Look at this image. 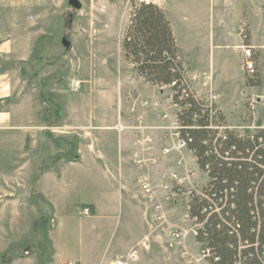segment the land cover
<instances>
[{"label":"rangeland","instance_id":"obj_1","mask_svg":"<svg viewBox=\"0 0 264 264\" xmlns=\"http://www.w3.org/2000/svg\"><path fill=\"white\" fill-rule=\"evenodd\" d=\"M79 1L80 9L69 0H0V86L6 83L0 91L6 94L0 97V264H112L117 252L135 249H140L139 264H191L189 258L210 264L195 243L184 206L187 195L161 189L172 170L158 173L159 206L169 207L167 219L154 220L152 214L144 219L136 210L143 204L137 199L130 204L122 190L126 129L136 124L127 118L129 108L142 105L146 94L161 97L166 91L137 77L123 57L133 0ZM262 9L256 12L260 25ZM232 12L226 8V22ZM255 43L264 45V38ZM254 51L262 73L257 91L245 94L242 79L230 76L239 65L236 55L224 71L220 67V80L231 82L235 91L228 99L233 122H242L246 130L264 123V49L257 45ZM73 78L82 83L79 91L72 90ZM113 118L116 130L107 127ZM8 126L18 128L9 131ZM47 134L60 145L44 143ZM54 152L62 159L61 177L42 184L40 174L52 162L42 160ZM182 155L186 166L175 170L185 174L193 160L187 150ZM67 161L76 163L61 170ZM89 203L98 204L96 215Z\"/></svg>","mask_w":264,"mask_h":264},{"label":"trees","instance_id":"obj_2","mask_svg":"<svg viewBox=\"0 0 264 264\" xmlns=\"http://www.w3.org/2000/svg\"><path fill=\"white\" fill-rule=\"evenodd\" d=\"M251 38L246 28L243 42L251 44ZM122 50L137 77L174 91V101L180 107V133L200 168L208 173L204 188L208 198L193 196L189 212L202 223L197 241L211 251L209 261L264 264V126L243 135L237 129H227L225 136L212 127L204 101L187 88L183 54L168 14L158 3L132 1ZM245 83L260 85V69L246 75Z\"/></svg>","mask_w":264,"mask_h":264},{"label":"crops","instance_id":"obj_3","mask_svg":"<svg viewBox=\"0 0 264 264\" xmlns=\"http://www.w3.org/2000/svg\"><path fill=\"white\" fill-rule=\"evenodd\" d=\"M152 1L161 5L168 14L177 45L180 47V50L183 54L184 65L188 71V76L192 79L194 88L198 92L203 94V76L204 74H211L212 85L216 94L218 106L220 107L228 122L240 126L242 122H233L228 103L231 92H235L233 85H231V82L225 83L220 80V76L222 74L220 67L224 71L227 66H230L231 57L236 55L237 58H239V65L231 69L232 74L230 76L238 82H240V79H242L244 83L243 85H245L247 90L245 94L251 93L252 91H257V89L259 88L260 85L247 86L245 83L246 75L244 72L245 67L243 49L241 47L244 42L239 30L241 25H247L246 17L244 16V12H246L248 14V29L254 43V45H252L254 46V48L258 45L260 49H264L263 43H255L256 38H264V23L260 25L257 21L256 16L257 7L263 8L262 10L264 11V0ZM226 8H231V11H233V18L231 22H226ZM16 43H18L17 45H19V42H15V44L12 43L11 45L14 46V48H16L15 50L17 51ZM30 48L29 54L31 53ZM229 70L227 72H229ZM5 85L6 83L0 86V91L4 88L3 86ZM18 87L19 84L16 86H11L10 90L16 91ZM248 90L250 92H248ZM5 95L6 94H1L0 97H4ZM145 96L147 98H150L151 96H153V94H146ZM129 113L130 116L127 115V118L134 120L133 122H136L135 120L138 116H142L144 118L145 123L150 126L149 132L153 134L156 144L154 149L146 151L145 145L137 142L134 139V130L131 127L126 129L127 132L125 137L127 147V164L126 172H122V190L127 192L130 204H132V200L137 199L141 204L147 205L145 206V208L147 207V212H144L143 205L141 207L136 206V210L140 213H143L144 219L145 217H148V214H152L154 220H158L159 215H164V219H167L164 211L168 210L169 207H164L166 203L163 205L164 208L162 209H160V207L156 208L155 205L157 204L159 206V204L163 203V200L159 194L158 187L161 183V179L158 173L161 169L173 171L177 168L183 170V168L176 165L175 155L173 156V154H163V148L171 144V138L168 136L166 129L162 127L164 121L159 119L155 115L153 110L145 108L141 104L136 105L134 107V110H132V108H129ZM115 125L116 118H113V121L108 124L107 127L116 130ZM261 126H264V123L258 125V127ZM17 128L18 127L16 126L6 127V129H8L9 131H15L17 130ZM11 133L13 132H8L7 134L9 135ZM43 142L48 144L52 148L60 145L57 144L59 141L53 140L48 136V134L43 139ZM61 149L63 148L61 147ZM56 153L57 152L48 153V155H46V157H44L42 160L43 163H45L46 160L52 161L50 166L47 167L48 169L46 170L45 168L44 171H42L40 174V181L42 184H44L45 180H51L52 177L57 179L61 177L59 161H61L62 159H59L57 156L58 154ZM137 158L142 159L144 163L140 165L137 162ZM173 159L174 162H171ZM71 163H76V161H67L61 166V170L65 166V164ZM134 164L135 166H133ZM144 176H147L155 187L153 199H150V197L146 195L145 196L147 198H145L143 196L144 194L140 192L141 181ZM133 193L135 194L132 195ZM46 196L49 198L48 195ZM89 204L93 206L95 210L94 214L96 215L99 210L98 204ZM140 209L142 212L140 211ZM57 211L58 206L55 205V214H57ZM126 252V250L119 251L113 257H115L119 253Z\"/></svg>","mask_w":264,"mask_h":264},{"label":"built area","instance_id":"obj_4","mask_svg":"<svg viewBox=\"0 0 264 264\" xmlns=\"http://www.w3.org/2000/svg\"><path fill=\"white\" fill-rule=\"evenodd\" d=\"M145 1H152V0H145ZM246 31V25L243 24L240 27V35L243 37L244 32ZM243 49V57H244V67L245 70H247L250 74H253L256 69H258L257 66V54L254 51V46L252 44H242ZM204 82V93L201 94L198 92L192 83V79L188 76V71L184 75V81L187 84V88L189 92L193 93L195 95V98H201L204 101V105L208 108L211 116V122L212 127L216 128L220 131L222 136H225V131L227 129H237L242 135L247 134L248 132H255L260 127H257L255 129L246 130L244 126H237L230 122H228L227 119L222 118L220 107L218 106L217 100H216V94L213 89L212 85V76L211 74H204L203 76ZM82 83L80 80L73 78L71 81V87L73 91H79L81 89ZM165 89L166 91L164 94L160 97L158 95H153L150 98L143 99L142 106L148 109H151L154 111L155 115L164 121L163 128L166 129L168 136L171 138V144L165 146L163 148V154L164 155H170L174 152H177V157L175 158V163L178 165V167L186 166V160L185 157L182 155L185 150H187L192 157L193 164L191 168H188L186 170V173L183 174L180 171L177 172L176 170H173L172 173L169 176V180L167 179L165 182L160 183L161 189L168 191L172 194H180L184 193L187 195L186 201L184 202V206L187 210V218L190 220V222L194 225V238L195 243L199 245L200 255L202 259H205L210 264H212L208 257L210 256V250L204 249L203 243L197 241V235L199 231V227L202 226V223L197 222L196 218H192L189 212V204L193 198V196L202 197V198H208V194L204 190L205 184L208 182V173L204 170H202L197 162V158L195 157L194 153L189 149L188 147V141L182 137L180 130H179V124H178V111L180 110V107L175 103L174 101V91L171 89V87H160ZM253 105V100H251V103ZM226 118V117H225ZM227 120V121H226ZM122 125L121 123L118 124V129L120 131L124 130V126L120 128L119 126ZM135 131V134L137 135L136 141L139 143H142L145 145V149L152 150L154 149V136L149 132L150 126H148L144 118L142 116H138L136 119V124L131 127ZM137 162L142 165L144 161L142 159L137 158ZM185 171V170H184ZM201 173V179H196L195 176L197 173ZM192 176L195 179L193 181ZM188 181V182H187ZM193 181V182H192ZM186 183H192L186 185ZM141 186L143 188V191L145 192V195L150 197V199H153V193L155 190L154 185L151 183L149 178L147 176H144L141 181ZM160 188V187H159ZM160 206H157L156 208H159ZM217 211L219 210L218 207H216ZM159 219L162 218L161 215L158 216ZM180 232H177V236H179ZM144 246H147L148 241H143ZM139 258H140V249L138 250H131L126 253H119L115 256V258L112 261V264H139ZM191 264H200L199 259L189 258Z\"/></svg>","mask_w":264,"mask_h":264},{"label":"water","instance_id":"obj_5","mask_svg":"<svg viewBox=\"0 0 264 264\" xmlns=\"http://www.w3.org/2000/svg\"><path fill=\"white\" fill-rule=\"evenodd\" d=\"M69 3L77 9H80L82 7V4L79 0H69ZM63 43L67 45L66 38L63 39Z\"/></svg>","mask_w":264,"mask_h":264},{"label":"bare ground","instance_id":"obj_6","mask_svg":"<svg viewBox=\"0 0 264 264\" xmlns=\"http://www.w3.org/2000/svg\"><path fill=\"white\" fill-rule=\"evenodd\" d=\"M120 128L122 127V125L119 126Z\"/></svg>","mask_w":264,"mask_h":264}]
</instances>
